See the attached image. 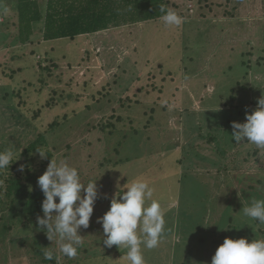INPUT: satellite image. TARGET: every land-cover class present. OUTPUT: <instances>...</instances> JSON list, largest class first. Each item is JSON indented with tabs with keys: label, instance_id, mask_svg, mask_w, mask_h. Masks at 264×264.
<instances>
[{
	"label": "rangeland",
	"instance_id": "rangeland-1",
	"mask_svg": "<svg viewBox=\"0 0 264 264\" xmlns=\"http://www.w3.org/2000/svg\"><path fill=\"white\" fill-rule=\"evenodd\" d=\"M168 2L173 5L171 10L183 18L180 26H165L160 19L128 29L121 27L119 33L111 29L77 37L73 42L60 40L48 46L39 37L23 47H9L11 34L17 35V18L10 13L8 20H4L0 14V25L6 26L7 31L0 43V67L4 66L9 72L19 66L28 69L33 66L34 72H39L36 77L21 72L16 83L0 85L8 93L21 90L20 97L11 98V101H3L0 94V116L4 121H0L3 129L0 145H6L12 151L46 130L56 115L63 116L69 110L84 107L93 94L104 95V86L112 84L109 89L114 87L116 75L120 89H123L122 84L129 86L127 84L137 77L143 79L135 81L129 94L132 96L135 91L143 90L139 97H147L144 96L140 105L133 104L125 114L122 111L114 114L113 111L121 107L118 100L123 104L127 100V94L119 96L114 90L117 96L114 104L106 105L105 116L95 114V121L90 126H80L78 123L81 122L73 121L76 130H72L75 139L69 140L71 150L67 151L65 146L56 147V157L66 153V160L78 163L85 178L99 177L100 180L95 179L99 194H107L110 188L115 194L124 191L136 179L147 181L154 189L152 199L159 201L164 210L166 232L160 247L142 249L145 264H184L186 250H191L192 258L196 260L200 253L203 254L202 249L210 250L214 255L215 248L226 237L246 238L250 242V239H262L260 230L264 231V225L243 213V208L251 206L254 200H264V148H257L247 141L236 143L231 136L232 123L246 122V112L254 111L258 99L264 97V64L248 71L242 66L243 62L246 66L252 65L256 58L241 54L248 40L257 41L260 53L264 50V0ZM225 7L231 16L226 17ZM217 25L227 27L220 32L214 29ZM33 35H40L38 29H34ZM68 45L79 53L72 60L69 56L64 59L58 52L59 49L68 51ZM35 48L37 54H32ZM50 48H55L51 55L57 67L51 69L57 79H48L47 85H43L38 80V64L41 61V67L50 65L51 61L43 63V54ZM122 70L127 72V80L120 78L126 74ZM4 80L0 74V83ZM162 85L163 93L153 90ZM41 86L45 89L41 90ZM62 96L64 99L60 103ZM47 102L55 107L44 109L34 117V111ZM63 104L66 107H62ZM164 107L167 109L163 111ZM113 114L123 118L126 115L133 124L144 125L137 126V138H133L136 143L125 146L122 152L135 162L118 165L111 171L114 176L111 180L103 177L98 169L100 163L108 159L103 145L107 141L101 140L103 133L98 123L100 120L107 122L106 118ZM148 124L151 127L145 129ZM118 127L123 130L121 125ZM110 140L107 147L110 155H114L110 146V143L114 145V140ZM80 179L84 183V178ZM259 180H262L261 184ZM99 207L103 208V204ZM3 216L4 212L0 211V264H37L30 260L29 247L10 245L12 236L21 237L25 232L18 227L2 231L6 223ZM230 225L235 230L233 234L228 230ZM214 230L218 233L214 234ZM239 231H243L244 236ZM27 234L31 235L30 232ZM211 234L217 242L215 245L210 244ZM200 237L205 243L199 241ZM100 249L94 251L99 253ZM57 251L60 255L59 249ZM211 254L204 253L202 263L209 264L207 260H211ZM194 260L191 259L190 264H194ZM102 264L129 262L125 255L117 259L112 257Z\"/></svg>",
	"mask_w": 264,
	"mask_h": 264
},
{
	"label": "trees",
	"instance_id": "trees-1",
	"mask_svg": "<svg viewBox=\"0 0 264 264\" xmlns=\"http://www.w3.org/2000/svg\"><path fill=\"white\" fill-rule=\"evenodd\" d=\"M206 1L208 0H202V2ZM161 6H164L165 9H171V6L173 5H170L168 0H0V12L2 13V10L7 8V14L11 13L12 17L17 18V35L14 36V34H11L12 41L9 43V47L12 46V48L16 46L23 47L28 42L39 39V37L43 43L48 46L60 40H64L66 43H68V41L73 42L78 39L77 37L90 36L96 33L110 31L111 29L119 33L121 27H123V29H128L136 24L138 25L140 23L160 20L161 16L164 14L160 11ZM211 9L213 10V8ZM224 9L226 10L224 12L226 17L232 15L228 8L225 7ZM7 14H2L5 17L4 20L7 18ZM227 25H217L214 29L217 28V31L223 32ZM5 27L6 26L0 25V30L3 31L0 33V43L4 41L2 40L4 39V34L7 36L6 33H4L6 31ZM34 29H38L40 35H33ZM257 48V41L252 42L251 40H248L245 48L241 50V52H244L241 53L243 57L247 55V57L251 56V59L256 58L252 62V65L249 64L246 66L243 62L242 66L244 68L246 67L248 71H250V69L254 66L257 67L264 64V58H262L264 50H261L260 53ZM74 49L69 46L68 51H62L59 49L58 52L60 51V55H62L61 57L64 59L69 56V60H72V58H76L78 56L77 54H79L78 50ZM54 50L55 48H50V50L47 49L45 54H43V56H45L43 63L51 61L50 65L41 67V61H39L38 64V69L40 71L38 80L39 83L43 85H47L48 79H57L55 73L51 69L52 67H57L56 62L53 61L51 55ZM35 51H37L36 48L32 51V54L36 53ZM240 61L242 62V60ZM121 64H123V62ZM124 65L125 64H123V66ZM0 68L2 69L0 70L1 76L6 79L1 81L0 85H12L16 83V80L20 77L18 74L21 72L23 74L29 72L32 77L39 73L38 71L34 72L35 68L33 66L29 67V69L19 66L17 70H10L9 72H6V68L4 66H1ZM122 73L127 74V72H123V70ZM126 74H124V76L122 75L120 78L125 77L127 80L128 74ZM145 76L146 75L144 74V77ZM170 77L171 76H168V79ZM117 78L119 79L118 75L115 76L113 82L114 87L111 89L109 88L112 84H106L104 86V89H106V93L104 95L101 96L99 94H93L89 97L84 107H76L69 110L63 116L56 115L55 119L47 126L46 130L37 134L33 139H30L21 148H16L13 151L14 158L13 162L9 166V169L0 171V211L4 212L2 219H6V223L3 224L4 226L2 227V231H9L13 227H18L21 232H25V234H22L21 237L18 235L12 236L9 239L10 245H12V247H29V256H31L30 260H35L37 264H95L94 262L102 264L103 262H106V260H110L112 257L117 259L126 255V251L123 252L122 248L119 249L115 245L108 248L104 245L103 241L106 237L103 233L101 224L97 222V218L102 217L106 211L109 210L111 198L115 196V193L112 192L111 188L107 194L98 195L94 205L93 215L90 218L89 227L87 229L81 227L78 230L84 239L82 240V244L78 247V255L74 259H69L60 253L64 259V262H61V256L57 251L59 249L58 243L55 240L53 242L49 241L44 231L37 230L38 225L36 220L38 215L43 217L42 201L44 199L43 193L38 186L37 179L44 173L51 159L57 163L65 160V162H67L70 166L77 168L80 178H84L85 184H87L90 180H100L99 177H93L96 173L92 174L93 176L91 177L93 178H88L89 176L85 178L78 168V163L74 164V161L71 162V159L66 160L68 156L66 153L61 157H56V151L58 149L56 147L65 146L66 150L70 151L71 144L69 143V140L75 139V137L72 136L73 131L76 130L74 122H81L78 123L80 126L84 124L90 126L95 121L93 120V116L95 114L105 116L108 110L106 105L108 104L111 106L114 104L116 98L115 96H117L113 92L114 90L119 94V96L127 94V100L124 104L122 100H118L121 107L114 110V114L119 113V111H122L123 114H125V112H127L133 104L140 105V103L145 100L144 96L146 95H143L142 98L139 97L141 92L143 93V90L140 89L135 91L132 96H129L132 85L135 84L136 80H138V82L142 81L143 79L141 77L133 79L132 83L127 84H130L129 86H123L122 84L123 89H120ZM145 78L148 77L146 76ZM147 80H149V78ZM153 86H155V84H153ZM159 87H156L153 90L161 94L163 93L161 92L163 85L160 89H158ZM44 89L45 86H41V90ZM243 89L246 90V87L243 86ZM20 91L21 90L14 89L11 93H8L5 88L0 87V94H2L1 99L3 101H11V98L14 99L15 97H20ZM119 91H121V93H119ZM186 94L188 93L186 92ZM67 98L71 100V96H68ZM63 99L64 96H62V99H60L59 102L61 103ZM7 107L12 110L14 109L13 106ZM54 107L55 106L51 102H47L45 106L39 107L38 111H34V117H37V115H39L40 112H43L44 109H51ZM62 107H66V104H63ZM165 109L167 108L164 107L163 111ZM114 114L109 118H106L107 122L104 123L100 120L98 123V126L100 124L99 130L103 133L101 140L104 139L107 141V143H103V145L106 146L105 150L106 155L108 156V159L105 158V162L100 163L98 169L103 177H108L111 180H114V176H111V171L116 170L118 165H122L125 162L126 164H132L135 162V159L123 155L122 152L125 146L130 143H132V145L136 143V140L133 138H137L136 134L139 130L137 126L143 127L144 125V123L143 125L133 124L134 121L129 117H126V115L123 118L117 117ZM151 118L153 119V117ZM0 121H2L1 116ZM2 122L4 123V121ZM1 125L2 124L0 123V126ZM120 125L123 130H118V126ZM134 125H136V128L133 127ZM144 127L145 129H148L151 126L148 124ZM131 129H133V131H131ZM2 132L3 129L0 128V133ZM60 137H63L62 140ZM110 139L114 140V145L110 143V146L113 147L112 152L114 155H110L111 152L107 147L111 141ZM208 140L209 142L213 141L211 137ZM13 145L18 144L13 143ZM6 149H9L6 145H0V151H4ZM36 149L43 151L48 155V157L42 159ZM256 156L257 154L254 153V157ZM16 159L18 160L15 161ZM21 165L24 166L23 171L20 170ZM115 178H118V176L115 175ZM261 181L262 180H259V184H261ZM117 192L118 194H122L123 190H119ZM100 204H103V208L99 207ZM228 230L232 234L235 232L232 225H230ZM260 231L263 234L262 239H264V231H262V229ZM27 232H30L31 235L27 234ZM213 233H218V231L214 230ZM239 233L244 236L243 231H239ZM199 241L205 243V240L202 238L199 239ZM90 242L93 243L90 244ZM211 243L214 245L217 243L215 239H213L212 234L210 238V244ZM160 246L161 244L159 247ZM97 248H101L99 253L94 251V249ZM45 251H52L54 259L51 261L44 259L43 254ZM201 252L203 254L206 252L211 254L210 250L206 249H202ZM213 253L209 256L211 260ZM191 259H193L192 254H190V257H186L184 264H190ZM203 259H205V257H203ZM211 260H208L209 264H211ZM195 262L196 264H202L203 261L202 259H198V261Z\"/></svg>",
	"mask_w": 264,
	"mask_h": 264
},
{
	"label": "clouds",
	"instance_id": "clouds-1",
	"mask_svg": "<svg viewBox=\"0 0 264 264\" xmlns=\"http://www.w3.org/2000/svg\"><path fill=\"white\" fill-rule=\"evenodd\" d=\"M165 26H180L183 18L174 10L160 7ZM7 14V8L2 10ZM257 108L250 114L246 112V122L232 123V138L236 143L247 141L257 148H264V97L258 99ZM42 159L48 155L36 149ZM11 149L0 151V171L9 169L13 162ZM16 159L15 161H17ZM24 170V166H20ZM97 180L86 185L81 182L77 168L65 161L52 160L37 183L43 193V217L37 216V230L44 231L49 241L59 244V251L69 259L78 255L82 237L78 230L89 227L94 205L99 195ZM126 189V191H125ZM122 194L118 192L111 198L110 208L102 217L101 224L108 248L117 246L126 249L129 264H145L143 248H157L166 228L164 210L159 201L152 199L154 189L143 179L134 180ZM83 193V194H82ZM58 199V202H57ZM148 201H151L149 204ZM245 216L264 225V200H254L251 206L244 207ZM44 259L53 260L52 251L44 252ZM211 264H264V239L225 238L216 249Z\"/></svg>",
	"mask_w": 264,
	"mask_h": 264
},
{
	"label": "crops",
	"instance_id": "crops-1",
	"mask_svg": "<svg viewBox=\"0 0 264 264\" xmlns=\"http://www.w3.org/2000/svg\"><path fill=\"white\" fill-rule=\"evenodd\" d=\"M212 232H214V231H212ZM200 239H201V237H200ZM185 250V249H184ZM190 254H191V250H186L185 252H184V254H183V259L185 258L186 259V257L187 256H189L190 257ZM202 255V256H201ZM200 257H202V258H199V259H203V254H201L200 253ZM195 258H193V260H194ZM205 260V259H204ZM172 261H173V259H172ZM195 261H198V258H197V260H194V263L196 264V262ZM208 261V260H207ZM202 264H204V263H202Z\"/></svg>",
	"mask_w": 264,
	"mask_h": 264
}]
</instances>
